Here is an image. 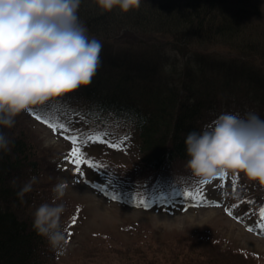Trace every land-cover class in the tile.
Returning <instances> with one entry per match:
<instances>
[{
  "label": "rangeland",
  "instance_id": "374dc122",
  "mask_svg": "<svg viewBox=\"0 0 264 264\" xmlns=\"http://www.w3.org/2000/svg\"><path fill=\"white\" fill-rule=\"evenodd\" d=\"M89 1L90 8L97 6L95 0ZM248 1V12L242 20L244 30L233 40L241 47L245 38L258 45L264 43V0ZM231 5L230 0L222 4L225 8ZM127 37L132 41L147 40L135 35ZM125 41L128 40L120 39L121 51L129 49ZM193 45L194 53L239 59L246 68L253 67L264 76V51L245 55L223 44ZM132 49H142L146 56L154 52L150 47ZM171 55L174 58V53ZM101 64L96 74L113 75L117 71ZM221 86L243 91L248 88L245 81L227 85L224 76ZM65 97L45 103L48 107L43 112L51 123L64 124L68 132H53L35 119L38 113L34 111L20 114L15 126L6 128L8 139L20 135L26 138L27 148L31 150L29 160L39 163L33 171L25 167L19 179L22 186L31 176H36L38 181L30 192L33 199L24 196L19 216L33 220L36 208L52 201L51 189L58 179L66 180L69 185L65 196L57 201L65 206L61 216L65 241L56 247L46 240L38 253L41 264H264V237L253 231L256 224L263 222L259 210L264 207V185L248 179L243 172H226L211 182L202 183L191 175L186 161L179 159L167 162L160 170H151L147 168L149 157L123 138L125 126L113 122L104 127L92 124L77 111L83 99L65 103ZM226 97L227 94L219 95L220 99ZM231 99L240 101L235 105L238 109L220 105L217 113L207 114L203 129L222 113L244 116L252 111L248 107L258 108L256 98L253 102L251 97L238 94ZM101 128L118 140L98 134ZM63 133L77 137L75 146L93 165H81L82 175L68 162L73 145ZM97 136L100 141L89 139ZM84 175L108 189L113 197H106L86 185ZM186 192L194 197L199 193L204 201L219 200L222 204L220 207L198 205L195 199L183 196Z\"/></svg>",
  "mask_w": 264,
  "mask_h": 264
},
{
  "label": "trees",
  "instance_id": "16d2710c",
  "mask_svg": "<svg viewBox=\"0 0 264 264\" xmlns=\"http://www.w3.org/2000/svg\"><path fill=\"white\" fill-rule=\"evenodd\" d=\"M225 1L228 0H140L138 9L122 13L118 7L111 12L98 6L90 8L89 0H81L79 18L88 29L89 38L102 44L101 63L117 71L113 75L96 74L89 86L70 93L83 99V113L95 122L115 121L125 126L140 152L149 157L151 170H159L166 158L188 159L185 138L190 132H198L199 122L213 108L214 101L204 102L203 97L240 92L221 86L222 76H231L235 82L245 81L249 89L261 90L245 92L260 94V106L264 109V78L253 74L242 61L238 64V59L215 54L201 59L187 58L179 64L158 52L172 47L183 55L190 54L193 44H223L245 55L264 51L261 42L260 46L245 38L242 47L233 42L244 30L243 14L248 12L249 1L230 0L233 5L228 8L222 6ZM130 35L147 40L132 41L127 37ZM120 39L128 40L124 42L128 50H120ZM131 47H150L154 52L147 57L142 49ZM156 72H165L166 83L142 85V78L148 79ZM145 74L148 76L144 77ZM116 96H121V101ZM134 96L140 99V107L132 103ZM0 132L7 135L5 127L0 126ZM9 140L10 151L0 150V264H41L38 253L47 238L34 230L33 220L19 216L24 198L17 196L24 168L31 167L33 171L39 163L29 160L31 150L23 135ZM25 195L33 199L30 193Z\"/></svg>",
  "mask_w": 264,
  "mask_h": 264
},
{
  "label": "clouds",
  "instance_id": "9594fccd",
  "mask_svg": "<svg viewBox=\"0 0 264 264\" xmlns=\"http://www.w3.org/2000/svg\"><path fill=\"white\" fill-rule=\"evenodd\" d=\"M99 9L122 13L138 9L140 0H95ZM81 0H0V126L12 128L16 117L92 82L101 66L102 44L89 38L79 18ZM0 132V150L10 151ZM186 168L201 182L226 172H243L264 185V119L255 112L222 113L200 132L185 138ZM31 176L17 192L23 200L33 190ZM69 185L58 179L53 199L40 204L33 228L59 247L65 241L61 216ZM183 227V225H180Z\"/></svg>",
  "mask_w": 264,
  "mask_h": 264
},
{
  "label": "snow or ice",
  "instance_id": "6c2138e0",
  "mask_svg": "<svg viewBox=\"0 0 264 264\" xmlns=\"http://www.w3.org/2000/svg\"><path fill=\"white\" fill-rule=\"evenodd\" d=\"M35 119L37 121L47 125L53 132H57L58 130H63L64 132L69 131V129H67L64 124L57 125L54 123H50L48 120L42 119V117L40 115H36ZM89 139H95L97 141H100V137H98V136L97 137H89ZM71 144L73 145V147L71 149V152L69 153V157L71 159L68 160V162L71 163L72 165H74V167L76 169V173L78 175H82L81 165L87 164L88 167H93V165H92L91 161L86 160L81 156L80 148L75 146L77 144V137H75V136L71 137ZM113 146H115V145H113ZM202 183H204V182H202ZM183 196H185V198L195 199L196 203L198 205L204 202V197L201 196L199 193H197V195L194 197L191 192H186V193H183ZM259 217H260L261 221H264V207L260 208ZM260 228L262 231H264V223H261Z\"/></svg>",
  "mask_w": 264,
  "mask_h": 264
}]
</instances>
